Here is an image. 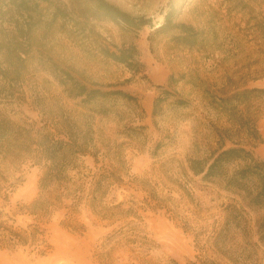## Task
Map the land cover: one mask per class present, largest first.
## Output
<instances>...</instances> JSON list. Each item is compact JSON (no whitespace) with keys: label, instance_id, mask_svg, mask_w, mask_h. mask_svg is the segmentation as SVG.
<instances>
[{"label":"rangeland","instance_id":"1","mask_svg":"<svg viewBox=\"0 0 264 264\" xmlns=\"http://www.w3.org/2000/svg\"><path fill=\"white\" fill-rule=\"evenodd\" d=\"M34 1L29 18L0 0V38L16 21L31 27L13 96L2 95L0 109L34 129L53 127L62 110L89 128L97 161L78 155L67 170L62 204L41 224L49 252L37 256L31 245L2 248L0 264H264V203L250 205L187 167V159L208 158L217 149L218 132L243 136L237 118L222 112L216 98L264 88V0H106L153 25L172 7L176 22L209 33L204 52L174 40L175 30L53 15L56 7L84 9L90 0ZM129 44L138 50L142 72L98 51L99 45ZM71 78L122 89L137 101L110 98L82 106L66 94ZM178 98L184 104H177ZM247 105L260 114L256 127L262 142L254 152L264 158V96ZM107 171L119 180L104 184V194L91 207L85 197L92 177ZM39 176L31 159L0 160V209L13 226L34 223L26 205L37 195ZM80 197L71 211L69 205Z\"/></svg>","mask_w":264,"mask_h":264},{"label":"trees","instance_id":"2","mask_svg":"<svg viewBox=\"0 0 264 264\" xmlns=\"http://www.w3.org/2000/svg\"><path fill=\"white\" fill-rule=\"evenodd\" d=\"M14 6L20 16H28L37 7L34 0H5ZM46 1V0H44ZM91 5L82 8L66 7L65 11L56 7L53 15L65 18L68 14L95 20L110 21L118 26L129 29H141L148 25L154 32L175 30L172 38L186 45L189 49L204 52L211 44L209 33L202 28L175 21V11L172 7L163 14L162 21L152 24L150 18L133 17L106 0H90ZM75 17V18H76ZM31 27L20 25L17 21L9 29L5 37L0 38V97L10 94L18 79V65L25 62L29 53V33ZM93 32V31H92ZM99 53L114 62L124 64L132 72H142L144 64L139 59L135 45L108 46L99 45ZM65 77L69 73L64 72ZM182 79V77H181ZM64 84V80L61 81ZM66 94L69 98L78 99L80 105L97 103L110 98H123L136 102L135 96L122 89H103L97 85L87 86L71 78L67 84ZM264 96V88H241L216 98L219 109L229 116L237 118L238 130L243 136L233 139L218 132L217 149L208 158L187 159V167L192 175L203 182H217L227 190L241 194L250 205L264 203V158L257 156L254 148L262 142L261 134L256 127L260 114L249 110L248 102L253 98ZM177 104H184V99L178 98ZM154 112V110H153ZM226 140L230 141L225 145ZM93 137L88 127L81 122L72 120L61 110L60 119L53 127L42 125L34 129L32 125L18 122L10 118L0 109V160L11 161L31 159L40 167L38 192L36 197L26 205L27 214L33 217L34 223L22 229L9 223L6 213L0 209V249L15 245H31L35 255L43 256L49 252L43 219L54 207L62 204L65 185L68 181L67 170L72 167L73 159L78 155H91L97 161L96 151H92ZM108 175L97 173L92 177L89 191L85 198L89 206L98 203V196L104 194V184L115 182V173L107 171ZM83 192L84 188L77 191ZM3 194V193H2ZM6 196V195H4ZM79 197V196H78ZM77 199V197H76ZM71 203L69 209L74 211L77 202ZM14 222V221H13ZM264 241V233L260 235ZM170 264H180L171 260ZM187 264H196L189 261Z\"/></svg>","mask_w":264,"mask_h":264}]
</instances>
